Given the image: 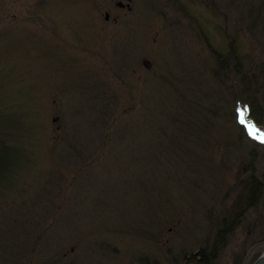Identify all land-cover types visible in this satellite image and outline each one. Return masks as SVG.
<instances>
[{"label":"rangeland","instance_id":"obj_1","mask_svg":"<svg viewBox=\"0 0 264 264\" xmlns=\"http://www.w3.org/2000/svg\"><path fill=\"white\" fill-rule=\"evenodd\" d=\"M249 27V0H0V137L16 145L0 257L17 238L22 264H198L216 244L213 264H252L264 142L237 119L253 100L264 135V26Z\"/></svg>","mask_w":264,"mask_h":264},{"label":"trees","instance_id":"obj_2","mask_svg":"<svg viewBox=\"0 0 264 264\" xmlns=\"http://www.w3.org/2000/svg\"><path fill=\"white\" fill-rule=\"evenodd\" d=\"M260 24H262L264 26V0H253V2H251L249 0V26H250L249 28L251 29L252 32H254L258 27H260ZM242 80H244V81H242V83H244L246 87L249 86V79L248 78H245L243 76ZM255 83H257V82H255ZM249 90L251 91V85L249 86ZM249 106H250L251 115H252V114H254L253 113V111H254L253 110V100H252V103H251V101H249ZM252 117H253V115H252ZM255 120L259 124H261V122H260L258 117H255ZM3 134H4V132H3ZM15 146L16 145L7 144V140L0 137V154L3 153V152H7V150L9 148L15 147ZM14 166L15 165H11L10 164L8 166H4V167L1 168V170H0V183L3 182L7 178V176L14 171ZM251 184H252L251 187H252V190H253V194H252V196L250 198V201H249L250 205L255 203L254 200L257 197V190L259 188V185H258L259 182L255 178H253L251 180ZM218 246L219 245L216 244L213 248H211V251H210L211 253H209V254L208 253L207 254L202 253V257L198 258V260H197L198 264H213L214 258L217 257L216 256V252H217ZM4 247H9V249L11 251V254L13 256L11 258L3 257V256H2L3 258L0 257V258H2V261L0 259V264H8L6 262V260L9 261V262L13 261L12 264H22L23 262L20 260V258L22 256H25V254L24 255H19V254L21 253L23 248L28 249L29 248V244L16 238L11 244L4 245Z\"/></svg>","mask_w":264,"mask_h":264},{"label":"snow or ice","instance_id":"obj_3","mask_svg":"<svg viewBox=\"0 0 264 264\" xmlns=\"http://www.w3.org/2000/svg\"><path fill=\"white\" fill-rule=\"evenodd\" d=\"M240 122L242 124L246 123V121L244 119V112L243 111L240 112ZM248 127H249L250 134L254 135L256 139H260L262 142H264V135H259V136L255 135L256 132L259 131V129L255 128V125L249 124Z\"/></svg>","mask_w":264,"mask_h":264},{"label":"water","instance_id":"obj_4","mask_svg":"<svg viewBox=\"0 0 264 264\" xmlns=\"http://www.w3.org/2000/svg\"><path fill=\"white\" fill-rule=\"evenodd\" d=\"M118 6H124V4L122 2H119L118 3ZM106 17L108 18V14L106 15ZM147 65H149L148 62H145ZM57 120V119H55ZM261 243H258L256 244L251 250H250V253L251 251L257 247L258 245H260ZM252 264H264V252L252 263Z\"/></svg>","mask_w":264,"mask_h":264},{"label":"flooded vegetation","instance_id":"obj_5","mask_svg":"<svg viewBox=\"0 0 264 264\" xmlns=\"http://www.w3.org/2000/svg\"><path fill=\"white\" fill-rule=\"evenodd\" d=\"M108 14V18H106V15ZM105 18L106 19H109L110 18V14H109V12H106V14H105ZM115 19V21H116V18H114Z\"/></svg>","mask_w":264,"mask_h":264}]
</instances>
